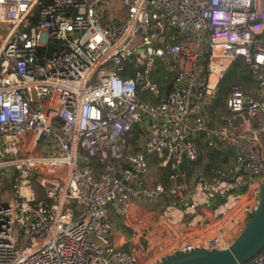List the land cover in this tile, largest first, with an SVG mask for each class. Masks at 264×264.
I'll return each instance as SVG.
<instances>
[{"label":"built area","instance_id":"obj_1","mask_svg":"<svg viewBox=\"0 0 264 264\" xmlns=\"http://www.w3.org/2000/svg\"><path fill=\"white\" fill-rule=\"evenodd\" d=\"M37 3L0 0V171L16 176L0 201V264L227 248L264 183V0H120L109 22L112 0H51L35 16ZM237 58L252 85L230 86L215 114ZM157 59L172 74L166 96L150 77ZM151 156L165 180H148ZM135 200H160L157 220L142 223ZM112 216L126 231L117 243ZM239 264H264V247Z\"/></svg>","mask_w":264,"mask_h":264},{"label":"water","instance_id":"obj_2","mask_svg":"<svg viewBox=\"0 0 264 264\" xmlns=\"http://www.w3.org/2000/svg\"><path fill=\"white\" fill-rule=\"evenodd\" d=\"M42 61L39 60V63ZM119 177L118 174H116ZM244 187L241 188L243 190ZM264 247V183L259 194V202L245 227L225 249L194 250L177 253L156 264H239Z\"/></svg>","mask_w":264,"mask_h":264},{"label":"trees","instance_id":"obj_3","mask_svg":"<svg viewBox=\"0 0 264 264\" xmlns=\"http://www.w3.org/2000/svg\"><path fill=\"white\" fill-rule=\"evenodd\" d=\"M50 1L51 0H38V3L36 4V7H35V16L38 13L40 6L46 4ZM171 76H172V74L169 71H167V68H166V71L163 72V74H160L159 76L154 78V81L162 89L163 96H166V94L168 93V91L170 89L169 79ZM232 85H246V86L252 85V77L250 74V69L248 68V66H246L244 64V62L242 61L241 58H237L234 61H232L228 67V70L225 71L224 75L219 80L218 92L216 94V98L214 100V103L212 104L211 109H214L219 104L224 105L223 104L224 95L226 93L227 88L232 86ZM157 101H159V100H156L154 102H157ZM131 135H132V138L128 140V143L134 144V140H135V137L137 135L136 131H133ZM133 144H132V146H133ZM198 145L200 147H203L205 149L206 153L210 157H213L215 159H219L221 157H224V155H225V153L219 154L217 152V150H215L214 148L207 147L203 141H198ZM227 151L230 155V158H232V155H231L232 151H229V148L227 149ZM153 159H154V157L151 156L150 161H152ZM214 166H219V163H217L216 161L206 162V164L204 165L205 173H211L212 167H214ZM15 178H16V176H14V175L11 177L5 178L6 182L10 185V187H12V185L15 183ZM35 193H36V199H40L43 197V190L38 185H35Z\"/></svg>","mask_w":264,"mask_h":264},{"label":"rangeland","instance_id":"obj_4","mask_svg":"<svg viewBox=\"0 0 264 264\" xmlns=\"http://www.w3.org/2000/svg\"><path fill=\"white\" fill-rule=\"evenodd\" d=\"M124 9L120 6V0H112V6L108 9V15L106 16V19L109 18V16L116 18L118 14H123ZM6 26V25H5ZM6 31V28L4 25H0V34H3ZM2 37L0 38V42L2 41ZM228 70V69H227ZM226 70V71H227ZM166 71V65H163L158 59L154 62L153 68H152V73L150 74L151 80L154 81V78L159 76L160 74H163V72ZM170 80V79H169ZM229 88V87H228ZM228 88L226 92L228 91ZM224 99V98H223ZM221 104H219L220 106ZM218 106V107H219ZM220 110H216L215 114H219L220 112L223 114L226 110L224 109V106L221 105ZM132 144H129V150L132 149ZM5 174V175H4ZM1 174L0 171V201L5 200L7 196L10 193L11 187L10 185L6 182V174L4 173ZM148 178H150L153 182L158 181V180H165L163 178V175L159 172L157 166H156V161L153 159L150 161V173L148 175ZM160 200H150L144 203L143 206H140L141 211L140 214L144 216V220L141 221L142 223H148V222H155L161 213V203L159 204Z\"/></svg>","mask_w":264,"mask_h":264},{"label":"crops","instance_id":"obj_5","mask_svg":"<svg viewBox=\"0 0 264 264\" xmlns=\"http://www.w3.org/2000/svg\"><path fill=\"white\" fill-rule=\"evenodd\" d=\"M108 15V10L106 12V16ZM121 14H118L115 18V20L117 19V17H119ZM105 18L103 19L104 22H109L110 20H114V17L109 16L108 19ZM161 96H163V91L161 93ZM144 97H146L147 99H149L150 101L154 102L156 100H159V98L154 97L152 94L150 93H145ZM148 180L152 181L150 178H148ZM150 183V182H149ZM147 201H143V200H135L132 202L131 204V208L133 210H135L136 208H140V206H143L144 203ZM161 203V201H159V204ZM162 205V203H161ZM141 209V208H140ZM125 229L122 227L121 223H120V218L117 216H112L111 218V238L113 239L114 242L117 243L118 240H120L121 236H124L123 234H125ZM127 246V245H125Z\"/></svg>","mask_w":264,"mask_h":264},{"label":"bare ground","instance_id":"obj_6","mask_svg":"<svg viewBox=\"0 0 264 264\" xmlns=\"http://www.w3.org/2000/svg\"><path fill=\"white\" fill-rule=\"evenodd\" d=\"M213 78V77H212Z\"/></svg>","mask_w":264,"mask_h":264}]
</instances>
